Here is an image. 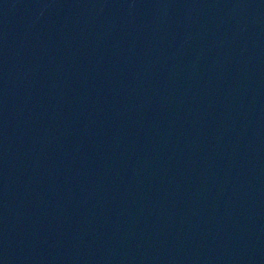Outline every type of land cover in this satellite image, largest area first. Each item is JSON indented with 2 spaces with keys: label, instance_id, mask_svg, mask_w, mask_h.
Instances as JSON below:
<instances>
[{
  "label": "water",
  "instance_id": "obj_1",
  "mask_svg": "<svg viewBox=\"0 0 264 264\" xmlns=\"http://www.w3.org/2000/svg\"><path fill=\"white\" fill-rule=\"evenodd\" d=\"M0 264H264V0H0Z\"/></svg>",
  "mask_w": 264,
  "mask_h": 264
}]
</instances>
